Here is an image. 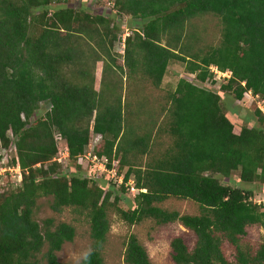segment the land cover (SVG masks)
<instances>
[{
	"label": "trees",
	"instance_id": "1",
	"mask_svg": "<svg viewBox=\"0 0 264 264\" xmlns=\"http://www.w3.org/2000/svg\"><path fill=\"white\" fill-rule=\"evenodd\" d=\"M66 1L0 0V142L8 143L10 129L22 170L21 185L0 195V264H70L59 261L57 252L73 240L75 229L52 218L40 225L33 215L42 197L51 198L56 213L79 209L89 219L92 247L75 264H104L110 208L129 225L151 219L191 230L196 237L191 248L179 236L171 239L174 264H231L224 243L234 250L232 264H264V240L255 248L241 243L247 226L264 229V204L252 201L251 190L217 177L237 171L241 182L264 185V115L251 109L237 127L220 93L182 78L158 116L152 112L137 127L125 116L115 83L105 81L113 69L159 87L170 62L178 61L200 81L210 65L231 71L220 90L232 93L234 101L248 90L264 98V0H113L119 13L139 24L125 37L123 65L113 52L121 36L111 18L83 8H51ZM206 14L219 18L221 39L194 51L187 24ZM97 62L104 77L98 90ZM41 102L50 109L30 122ZM55 132L64 137L70 161L83 153L92 132L100 134L94 152L118 157L119 173L126 167L124 182L132 178L137 191L133 207H117L116 195L111 201L115 186L95 173L82 177L79 166L69 176L58 172ZM160 134L170 141L156 153ZM136 155L145 161L132 160ZM169 198L193 201L199 212L181 214L158 205ZM124 262L152 264L134 234L127 236Z\"/></svg>",
	"mask_w": 264,
	"mask_h": 264
},
{
	"label": "rangeland",
	"instance_id": "2",
	"mask_svg": "<svg viewBox=\"0 0 264 264\" xmlns=\"http://www.w3.org/2000/svg\"><path fill=\"white\" fill-rule=\"evenodd\" d=\"M111 1L113 2V0ZM61 6L74 7L77 9L83 8L85 12L90 15L101 14L111 18L112 23L118 26L121 37L125 35V33L131 35L132 28H139V24L135 19L129 15L119 13L114 5H107L106 0H68L62 4H51L52 9ZM187 31L194 34V36L189 39V43L194 51L205 49L209 45H216L221 39L220 20L212 14H206L191 19L187 24ZM122 50L121 43L116 41L114 43L113 52L116 54V63L120 65H123ZM111 70L110 76H105V81L115 83L117 86L116 92L121 95L125 116L137 127H143L149 121L152 112L155 116H158L161 106L167 103L169 94L174 90L177 81L182 78L186 80L189 79L188 75L190 74L185 70L182 63L172 61L167 67L160 86L153 87L139 74L129 79L127 73ZM124 71H126L125 67ZM101 78H104L102 77V62H97L95 65L94 82L96 90L101 87ZM221 84L222 83H218V85ZM228 95L229 104L232 106L234 103L233 95L232 93ZM244 99L245 98H242V101ZM45 107V102L40 103V109L38 107L34 117H39ZM223 109L227 111L224 104ZM239 109L241 121H233L234 125L237 127L244 124L242 117H244L248 111L254 109V105L250 107L239 106ZM161 118L162 117L159 118L160 121ZM252 124H254V122L248 125L250 126ZM137 131L139 132L140 130ZM58 134L64 139L60 133L55 132L54 140L56 145L63 149L64 142L60 143V141L55 139V136ZM169 141L170 139L168 136L160 134V136L155 139L154 152L157 153L162 150ZM145 159V157L136 155L135 159L132 160L143 163ZM125 170L126 167L122 168L120 174L123 175ZM57 171L66 173V176H69L71 173H75L76 170L71 161L69 162L67 170L64 168L63 164H60ZM217 177L223 184L235 186L243 190H251L252 201L257 204H264V185L258 182L251 184L241 182L237 171L233 172L229 178ZM132 184L134 185V182ZM128 188L129 189H126L125 187L121 189L120 186L114 187L116 193L114 192L111 197L112 201L113 197L116 195L118 197L116 206L124 210L133 207V197L137 193L136 189ZM50 201V197L38 199L33 217L40 225H42L44 219L52 218L55 223L66 222L74 227L75 236L73 240L63 244L61 250L57 252V258L61 262L75 264L79 262L92 247L89 219L86 213L79 209L64 208L61 212L56 213L51 210L49 206ZM158 205L168 210H176L181 214H197L199 212L197 204L190 200L169 198ZM108 219L110 228L102 250L104 264H126L124 262V250L125 242L129 234H134L139 242L145 246L152 264H174L170 256V241L172 238L176 236L183 238L190 248L194 245L196 240L195 234L191 230L177 222L158 225L151 219H145L140 223L129 225L120 218L113 208H110L108 211ZM246 232L247 234L241 240L243 244H248L255 248L264 240V229L258 225L247 226ZM222 251L226 259L231 264L234 263L233 248L229 244L224 243L222 245Z\"/></svg>",
	"mask_w": 264,
	"mask_h": 264
},
{
	"label": "built area",
	"instance_id": "3",
	"mask_svg": "<svg viewBox=\"0 0 264 264\" xmlns=\"http://www.w3.org/2000/svg\"><path fill=\"white\" fill-rule=\"evenodd\" d=\"M106 3L110 6L114 5L111 0H106ZM128 35V33H125V35H122L121 39L118 41L121 43V47L123 49L121 51L122 53L124 51L125 37ZM188 76L189 79H187V81L189 83L201 88L208 89L212 92H217L218 90H220V86L230 79L231 71H221L215 65H210L208 67V75L203 81H200L194 73H190ZM218 83L222 84L218 85ZM241 84L244 85V82H242ZM243 98H248L250 104L252 106L254 105V108L264 115V98L260 97L259 95L252 94L249 90L243 93ZM45 103L46 107L43 110L41 109L43 111L41 115L48 111L51 107L50 103ZM34 114L30 118V122L35 118ZM20 117L22 120L25 119L23 114H21ZM6 137L8 140V143L6 145L3 144V142H0V195L2 193H5L6 191L17 188L21 185L22 182V170L19 166L15 145L16 136L10 129H8V131L6 132ZM55 139L60 141V143L64 142V146L63 149H61L58 145H56L58 152L57 156H55L53 160L56 161L59 165L63 164L64 168L67 170L69 162L71 161L69 159L66 141L65 139H62L59 134L55 136ZM101 139L102 136L100 134H95L92 132L83 153L77 155L72 161L73 167H81L80 172L82 177H87L91 172L95 173L96 178L102 177V179L106 183L112 184L115 187L124 185L126 189H129L128 187L132 188V183L134 182L133 179L129 178L127 182H124V175H121L118 172V157H115L114 155L112 157H108L106 155L99 156L94 152L96 145L101 141Z\"/></svg>",
	"mask_w": 264,
	"mask_h": 264
},
{
	"label": "crops",
	"instance_id": "4",
	"mask_svg": "<svg viewBox=\"0 0 264 264\" xmlns=\"http://www.w3.org/2000/svg\"><path fill=\"white\" fill-rule=\"evenodd\" d=\"M218 93H220V96H221V99H222V103L224 104V106L226 107L227 111H226V115L228 116V118L231 120V121H238L240 122V116L235 114L233 111L235 110L236 107H239V106H244V107H250L251 104H250V101L248 98H245L243 101L240 100V101H234L233 105L231 106L229 104V93L227 92H221V90H218L217 91ZM227 95V96H225Z\"/></svg>",
	"mask_w": 264,
	"mask_h": 264
}]
</instances>
